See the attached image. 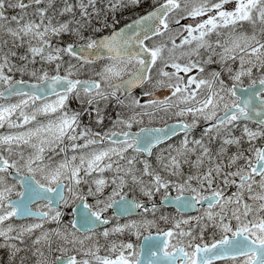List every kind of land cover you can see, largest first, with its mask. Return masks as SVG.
Returning <instances> with one entry per match:
<instances>
[{
  "label": "snow or ice",
  "instance_id": "1",
  "mask_svg": "<svg viewBox=\"0 0 264 264\" xmlns=\"http://www.w3.org/2000/svg\"><path fill=\"white\" fill-rule=\"evenodd\" d=\"M0 128L6 264H264V0H0Z\"/></svg>",
  "mask_w": 264,
  "mask_h": 264
},
{
  "label": "flooded vegetation",
  "instance_id": "2",
  "mask_svg": "<svg viewBox=\"0 0 264 264\" xmlns=\"http://www.w3.org/2000/svg\"><path fill=\"white\" fill-rule=\"evenodd\" d=\"M70 2H71V0H70ZM148 3H151V1L150 0H142V6L143 7H146ZM130 15L131 14L128 13L127 11L121 12L120 9H117V16H118V19H119V22H120L117 25V27H119L123 23H126L129 20ZM181 22H183V21H181ZM27 78H28L27 76L24 77V79H27ZM13 99H15V98H13ZM83 119L85 120V122H88V118H87L86 115H85V117ZM2 130L5 131L7 129L6 128H2ZM182 135H183L182 133H179V134H177V136L172 137L170 139V141H168V142H176L177 141V137H182ZM195 135H199V128H197V130L195 132ZM165 143H167V142H165ZM161 146H163V145H161ZM155 150H158V149H155ZM149 159H154V157H149ZM157 200H158V197H157ZM66 211H68V210H66ZM164 211H167V212L171 213V212L175 211V209L172 208V207H166L164 209ZM192 213L193 214H189V215H195L196 214L195 212H192ZM65 219H67V215L65 216ZM6 259H7V252H6V250L4 248H0V263L1 264H5ZM213 264H222V262H215Z\"/></svg>",
  "mask_w": 264,
  "mask_h": 264
},
{
  "label": "rangeland",
  "instance_id": "3",
  "mask_svg": "<svg viewBox=\"0 0 264 264\" xmlns=\"http://www.w3.org/2000/svg\"><path fill=\"white\" fill-rule=\"evenodd\" d=\"M151 1V0H150ZM137 9H132L131 11H129L130 13L136 11ZM31 220H22V221H19V220H15V219H12V222L15 223V224H26L28 222H30ZM54 224V222H51ZM55 226V224H54Z\"/></svg>",
  "mask_w": 264,
  "mask_h": 264
}]
</instances>
